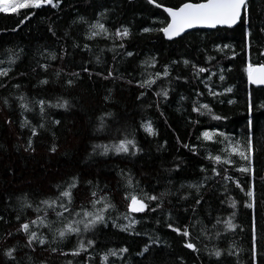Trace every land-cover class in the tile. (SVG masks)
Returning <instances> with one entry per match:
<instances>
[{
  "label": "trees",
  "instance_id": "obj_1",
  "mask_svg": "<svg viewBox=\"0 0 264 264\" xmlns=\"http://www.w3.org/2000/svg\"><path fill=\"white\" fill-rule=\"evenodd\" d=\"M157 2L173 6L179 4L181 0ZM105 8L109 9V12L106 18L102 19L97 13ZM251 12L255 34L258 37L264 36V33L259 32V28L264 24V0H253ZM24 15H29V19L16 31H11ZM166 15L163 9L149 5L147 0H64L58 9L44 6L40 9H21L19 14L0 13V29H6L0 32V60L5 61L0 67L10 66L7 63L8 49L14 52L23 50L19 53L16 63L11 65L13 72L10 75L14 78L8 81V87L0 88V97H9L11 104L10 109H5L0 100V215L5 216L8 221V223L0 221V264H12L3 252L6 247L13 244L17 246L15 255L18 264H30L28 256L32 257L31 264H39L40 260L46 261V264H67L69 260L72 264H82L85 258L83 253L74 257L43 251V248L48 247L68 251L77 243L74 236L64 241H59L58 238L51 241L52 232L40 228L38 234L48 236L51 243L36 246L35 252L24 246L26 237L23 234L6 239V233L14 230L19 223L15 219L19 209L17 197L27 194L35 207L39 199L53 194V185L68 181L72 176H78L80 185L74 190L75 207L81 205L89 207L88 198L92 186L85 182L91 180L93 185L98 183L104 192L110 194L111 201L116 207L112 216L117 219V223H127L126 220L118 218V214L126 210V201L122 198L125 181L120 175L121 170L130 173L134 183L139 181V188L150 194H158L165 190L172 194L165 198L163 210L133 214L140 221L135 225L133 233L113 227L109 221L107 227L99 225L94 236L91 233L86 234V238L96 241L91 264H105L101 256L109 249L118 250L122 247H127L128 253L122 257L109 256L107 264H253L250 254L253 218L258 251L255 264H264V144L258 142V134L264 133V86L250 85L247 80L245 66L248 58L241 47L243 28L235 26L232 29L226 27L216 30L194 29L185 39H177L175 42L164 38L162 33L140 31L143 27L161 26L158 21L163 20ZM78 16H84L88 23L79 21ZM97 19H100L110 32L121 25L130 29L129 38L124 40V50H117L119 54L115 60L114 53L108 50L112 46V40L101 37L87 38L88 24ZM154 21L156 23H153ZM49 24L55 29V36L48 31ZM225 43L234 46L235 57L227 49L220 52L214 48L216 44ZM74 44L79 47H73ZM84 44H88L91 50H84ZM123 51H132L133 56H123ZM53 52L57 55L55 60L48 58L49 53ZM97 56L100 57L99 63L96 60ZM151 56H156L158 60L155 70H161L164 64H169L172 69L171 82L164 81L162 85L168 87L169 96L166 101L160 100L159 110L155 107L158 98L151 92L147 97L137 99L142 89L136 86L135 81L141 79V73L145 71V66L140 62ZM208 56L215 58L208 61ZM183 59L209 68L210 72L201 74L199 79H194L190 66L182 63L171 65V61ZM251 60L253 63H264V57H260L258 53L253 55ZM38 64H48L47 72L40 69ZM84 67L92 73L91 77L82 71ZM109 67L113 69L114 76L120 75L123 78L104 79L103 76L95 74L106 75ZM61 69L63 71L57 77L55 72ZM221 69L224 70L223 73ZM147 71L154 69L148 68ZM72 72H79V79L68 75ZM210 73L215 75L204 83L219 93L215 97L209 95L204 83H201V80ZM221 74L225 77L223 81L219 79ZM176 76L187 77V82L184 79H174ZM42 79H47L48 83L41 85L39 81ZM67 79H74L75 84L68 86L65 82ZM128 80H132L133 83L128 84ZM12 84H20L21 87L14 89L11 87ZM227 87H231L232 92H224ZM194 90L203 95L197 96ZM21 93L25 95L30 107L33 106L32 102L39 99L55 103L61 97L68 99L73 105L68 111L46 108L50 117L46 120V128L51 131L41 130L38 137L33 138L35 152L24 150L30 131L27 127L24 129L19 127L22 109L14 99ZM249 93L252 100L251 113L248 111ZM105 96L109 99L105 100ZM181 96L185 99L181 100ZM229 100L233 103L229 104ZM194 101L198 102L197 106L208 104L212 110L211 114L207 110H203L204 115L193 112L191 109ZM148 104L152 106L148 107ZM108 111L114 113V118H106L108 130L97 132L96 125L99 123L97 118ZM161 112L164 113L163 117L160 115ZM24 115L33 124L39 121V115L35 111L24 112ZM214 115L227 119L215 120ZM6 117H10L14 123L6 124ZM53 119H59L61 124L52 125ZM249 119L253 122V131L257 133L254 138L258 148L253 156L254 178L249 173L230 168L229 174L239 181L240 187L228 182L226 185L228 191L225 192L222 187L223 181L219 183L207 181L200 192L203 199L193 212L192 205L196 193L189 185L198 184L204 179L206 173L201 171V165L205 168L211 166V162L205 156L209 151L215 154L217 147L211 142L198 140L197 137L204 130L216 128L240 141L243 146ZM143 120L152 121L158 133L156 136L148 135L139 127ZM117 128L135 130V139L143 151L135 156L115 155L112 152L107 156H90L93 144L109 143L118 136L115 132ZM51 132L56 133L54 142L59 145L55 153L48 151L54 139ZM184 143L197 145L199 154L194 155L188 148L183 147ZM161 144H164V148L158 150ZM234 159L237 160V167L245 163L238 156H234ZM176 165L179 167H175ZM253 180L255 208L251 209L245 207V202H251L246 193ZM185 194H188V199L180 200L179 197ZM228 196L237 202L235 209L229 206ZM222 200L225 201L223 204ZM233 211L234 222L238 225L236 231L224 232L222 225L213 229L212 225L217 217L225 219ZM20 215L22 221L25 217L35 219L37 213L28 208ZM40 215H43V211ZM47 219L55 220L51 211L48 212ZM173 221L177 226L189 224L193 236L199 235L202 226L212 233L211 237L200 236V240L197 241V246L201 249L199 254L184 247L186 238L166 227L167 223ZM193 223L195 228L191 227ZM217 230L221 231L219 238L215 237ZM135 232L141 235H135ZM149 236L158 237L159 245H153L150 253L137 255L148 242ZM233 244L241 250L239 255L228 256L224 252L219 260L210 256L204 249L207 245L208 249L215 246L225 250Z\"/></svg>",
  "mask_w": 264,
  "mask_h": 264
},
{
  "label": "snow or ice",
  "instance_id": "obj_2",
  "mask_svg": "<svg viewBox=\"0 0 264 264\" xmlns=\"http://www.w3.org/2000/svg\"><path fill=\"white\" fill-rule=\"evenodd\" d=\"M64 3V0H0V13L2 14H19L21 9H40L44 6H50L53 9L60 8L61 4ZM149 5H153L157 9H163V12L166 13V17L163 20L158 21L161 25L159 27H143L140 31L142 33H162L163 37L169 41L175 42L177 39L183 40L187 35L191 33L194 29L208 28V29H218L220 27H226L232 29L235 26H241L243 28L241 47L242 51L245 52L248 60L245 66V72L247 75V80L249 84L264 86V63L256 62L253 63L251 57L258 53L260 57H264V36L258 37L255 34V26L252 21V12L251 6L253 0H181L177 5L165 6L163 3H158L157 0H147ZM109 12V9L105 8L102 11L98 12L97 15L100 18H106V14ZM29 19V15H24L22 19L19 20V23L11 29V31H16L20 25L24 24L26 20ZM77 19L84 23H88L84 16H78ZM76 21L74 20L73 23ZM153 23H156L154 21ZM88 39H93L101 37L104 39H110L113 41L112 46L108 49L113 52V60L116 59V55L119 54L117 50H124V40L129 38L130 29L127 26L121 25L116 28L114 31H109L104 23L100 22V19L88 24ZM6 31V29H0V32ZM48 31L52 33L53 36L56 35L55 29L52 24H49ZM260 33H264V24L259 28ZM67 35V32L65 33ZM116 41H120L117 43ZM73 47H79V45H73ZM214 48L217 51L223 52L225 49L232 52V56L235 57L236 52L234 51V46L228 43L223 45L216 44ZM84 50H91L88 44L83 45ZM22 49H19L17 52H14L12 49H8L7 63L9 67H0V88L8 87V81L12 80L14 76L10 75L13 72L11 65H14L19 59V53L22 52ZM103 51V50H101ZM63 52V50H62ZM123 56L132 57V51H123ZM49 59H57L56 53H49ZM62 58V56H61ZM215 57L208 56L207 60L211 61ZM97 63L100 62V57H96ZM4 60H0V64H4ZM141 65L145 66V71L141 73V79L136 80L135 84L139 89H142L137 99L140 100L148 96V93L158 99L155 102V107L159 110L160 100L166 101L169 96L168 87L162 86L164 81H170L171 78V66L169 64H164L161 66V70H155L158 60L156 56H151L142 60ZM182 63L185 66H190L193 73L194 79H199L201 74L209 73L210 69L202 67L196 63L189 61L188 59H183L182 61H171V65ZM38 67L43 71L47 72L49 65L48 64H38ZM148 68L154 69V71H147ZM35 71V69H33ZM62 69L55 72V75L59 77L61 75ZM83 72L88 73L91 77L92 73L87 67L82 69ZM223 73V69L220 70ZM97 76H103L104 79H122L120 75L113 74V69L109 67L107 74L95 73ZM16 75H23L22 73H16ZM71 77L79 79V72L69 73ZM215 73H210V75L204 77L201 80V83H204L205 80H210L211 76ZM174 79H184L187 82V77L176 76ZM219 79L223 81L225 79L224 75L221 74ZM161 83L158 84L157 82ZM66 84L68 86H73L75 84L74 79H67ZM41 85L47 84V79H42L39 81ZM128 84H132V80L127 81ZM154 86L155 89H154ZM12 88L19 89L20 84H12ZM204 87L207 89L208 94L215 97L219 93L212 90V88L204 83ZM197 96L203 95V93L198 90H194ZM224 92H232L231 87L224 89ZM18 101V106L22 109L20 116L22 117L19 127L24 129L27 127L30 131V135L27 137L24 150L26 152H35L34 147V137H38L41 130L51 131L46 128V120L50 119L47 109H63L68 111L73 105L68 99L58 98L55 103L45 99H39L32 102L33 106H29L25 95L21 93L20 95L14 97ZM105 100H108L109 97L105 96ZM181 100H184L185 97L181 96ZM2 100L4 108L10 109L11 104L9 97H0ZM196 101L193 102L192 111L200 115H204L203 110H207L211 114V109L208 104H199L197 106ZM229 104L233 103L232 100L228 101ZM148 107H151L152 104H148ZM37 112L39 115V121L36 124H33L32 121L24 115V112ZM248 111H252V100L251 93L248 95ZM160 115L163 117L164 113L161 112ZM106 118H114V113L111 111L104 112L97 119L99 123L96 125L97 132L107 131L109 126L107 124ZM213 119L215 120H224L227 117H222L214 115ZM5 123L11 125L14 121L10 117L5 118ZM165 123L167 121L165 120ZM52 125H60L61 121L59 119L51 120ZM139 127L142 128L148 135L156 136L157 130L153 127L152 121L143 120L139 124ZM254 125L251 119L247 121V135L245 138V145H241L240 141L234 140L226 132L213 128L209 130H204L200 133L197 139H202L203 141L211 142L216 145V152L213 154L211 151L207 152L205 158L211 162L209 168H205L201 165V171L206 173L204 179L198 184L189 185L190 188L195 189L196 196L194 197V203L192 205V210L195 212L196 206L200 205L203 197L200 195L201 189L205 186L206 182L211 180L214 183H219L223 181L222 185L225 192L228 191L227 183H235L236 187H240L238 180H235L233 176L229 174L230 168H234L235 171L242 173H249L253 176L255 175V169L253 166V156L258 148L256 147V142L254 141L257 133L253 131ZM115 132L118 133V136L114 137L109 143H98L92 145V155L107 156L109 152H112L115 155H131L135 156L138 152L143 151L139 147L135 139V130H121L120 128L115 129ZM53 136V143L48 148V151L55 153L58 150L59 145L56 144L55 137L56 133L51 132ZM259 143L264 144V133H259ZM177 142H179V137H177ZM167 142L165 141V144ZM183 147L188 148L194 155H198L197 148L195 144L189 145L187 143L183 144ZM164 144H161L158 150L163 149ZM234 156H238L245 163L237 167V160L234 159ZM175 167H179L176 165ZM211 173L208 175L207 173ZM120 175L125 181V191L123 193V199L126 201V210L123 213L118 214V218L126 220L127 223H117V219L113 218L112 213L116 211L115 205L111 201L110 194L104 192L97 183L93 185L91 180L86 181L89 186H92L90 192V197L88 198L89 207L74 206V190H76L80 185V179L78 176H72L68 181L58 183L53 185V194L39 199L35 207L33 202L28 198L27 194L22 197H17L19 204L18 214L15 216V219L19 222L18 226L14 230H10L6 233V239L16 236L17 234H23L26 237L25 247L31 249L33 252L36 251V246H45L50 244L51 241L59 239V241H64L69 237L76 238L75 247L69 249L68 251H63L58 247H48L43 248V251L51 253H58L62 256H80L81 253L84 254V260L82 264H91L93 260V254L95 252V239L86 238V234L91 233L95 235V231L99 225L104 227L108 226L109 221L113 227H119L122 231H127L129 233L134 232V227L139 220L135 218L133 214L135 213H146V212H156L158 209L163 210V205L165 203V198L172 193L168 190L160 192L158 194H150L142 188H139V181H133V177L130 173L121 170ZM216 178H219L217 180ZM183 187V185L181 186ZM243 191V189H241ZM246 195L251 199V202H245V207L254 209L255 208V184L254 180L250 184L249 189ZM180 200H187L188 194L182 195L179 197ZM229 206L232 209L236 208V201L227 197ZM225 201H221L223 204ZM170 203V201H169ZM154 204V206H153ZM31 208L34 212L37 213L35 219H29L25 217L21 221L20 213L24 212L25 209ZM43 211V215L40 213ZM51 211L54 214L55 220L49 221L47 219L48 212ZM187 211V209H185ZM171 214L169 213V219ZM235 212L229 213L227 218L221 219L217 217L215 223H213V229H217V226L222 225L224 232H234L237 230L238 225L234 222ZM0 221L8 223L5 216L0 215ZM199 221L197 220V223ZM159 223V221H157ZM59 224V227H54V225ZM166 227L171 229L177 235L186 238L184 240V247L192 250L194 253L199 254L201 251L197 246V241L200 240V236H212V233H209L206 227H201L199 235L193 236V233L190 231L189 224H183L177 226L175 221L169 222L166 224ZM192 228H195V223L191 225ZM40 228L48 229L52 232L51 241L48 236L43 233L38 234ZM135 235H141L139 232H135ZM221 236V231L217 230L215 232V237L219 238ZM160 240L158 237L153 238L149 236L148 242L143 245V248L140 252L137 253L139 256H143L145 253H150V249L153 245H159ZM91 249V251H89ZM204 249L208 251L210 256H214L219 260L222 257V253L226 252L228 256H238L240 249L234 244L229 247V249L222 250L219 247H213L211 249L207 248V245L204 246ZM127 247L119 248L118 250L109 249L106 253L101 256V260L107 264L109 256L111 257H122L125 253H128ZM17 252L16 244H13L4 249L3 255L10 261L12 264H18L16 260L15 253ZM251 260L253 264L257 261L258 251H257V239H256V225L255 218H253L252 224V246L250 249ZM28 261L32 262V257H27ZM39 264H46V261L40 260ZM67 264H72V261H67Z\"/></svg>",
  "mask_w": 264,
  "mask_h": 264
},
{
  "label": "bare ground",
  "instance_id": "obj_3",
  "mask_svg": "<svg viewBox=\"0 0 264 264\" xmlns=\"http://www.w3.org/2000/svg\"><path fill=\"white\" fill-rule=\"evenodd\" d=\"M250 85H252V84H250ZM253 86H257V85H253Z\"/></svg>",
  "mask_w": 264,
  "mask_h": 264
},
{
  "label": "water",
  "instance_id": "obj_4",
  "mask_svg": "<svg viewBox=\"0 0 264 264\" xmlns=\"http://www.w3.org/2000/svg\"><path fill=\"white\" fill-rule=\"evenodd\" d=\"M205 29H208V28H205Z\"/></svg>",
  "mask_w": 264,
  "mask_h": 264
}]
</instances>
